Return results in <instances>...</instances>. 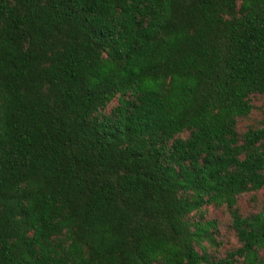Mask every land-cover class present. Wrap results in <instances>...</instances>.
Here are the masks:
<instances>
[{
	"label": "trees",
	"instance_id": "16d2710c",
	"mask_svg": "<svg viewBox=\"0 0 264 264\" xmlns=\"http://www.w3.org/2000/svg\"><path fill=\"white\" fill-rule=\"evenodd\" d=\"M0 264H264V0H0Z\"/></svg>",
	"mask_w": 264,
	"mask_h": 264
},
{
	"label": "rangeland",
	"instance_id": "374dc122",
	"mask_svg": "<svg viewBox=\"0 0 264 264\" xmlns=\"http://www.w3.org/2000/svg\"><path fill=\"white\" fill-rule=\"evenodd\" d=\"M257 120H258V119L255 117V119H254L252 122H253V123H256ZM244 201L247 202V199H246V200L244 199ZM224 233H225V234H228L226 231H225ZM225 241H226V242L231 241L232 244H233V243L235 242V239H234L233 237L229 236L228 239L225 240ZM229 246H231V245H227L226 247H229Z\"/></svg>",
	"mask_w": 264,
	"mask_h": 264
}]
</instances>
